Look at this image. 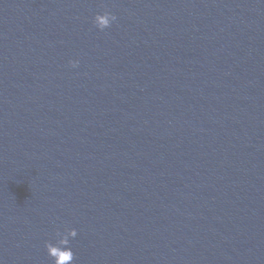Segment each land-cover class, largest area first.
<instances>
[{"label":"water","instance_id":"obj_1","mask_svg":"<svg viewBox=\"0 0 264 264\" xmlns=\"http://www.w3.org/2000/svg\"><path fill=\"white\" fill-rule=\"evenodd\" d=\"M65 228L73 264H264V0H0V264Z\"/></svg>","mask_w":264,"mask_h":264},{"label":"clouds","instance_id":"obj_2","mask_svg":"<svg viewBox=\"0 0 264 264\" xmlns=\"http://www.w3.org/2000/svg\"><path fill=\"white\" fill-rule=\"evenodd\" d=\"M117 17L109 11L97 13L94 16L93 24L96 28L103 31L109 28ZM72 68L79 65V60H70ZM77 236L75 228H65L63 231L57 230L55 233V242L49 240L45 242V248L48 256L52 259L53 264H73L74 252L70 247V239Z\"/></svg>","mask_w":264,"mask_h":264}]
</instances>
